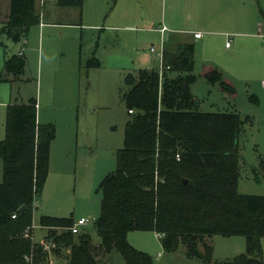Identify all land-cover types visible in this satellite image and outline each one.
Here are the masks:
<instances>
[{
    "label": "trees",
    "instance_id": "1",
    "mask_svg": "<svg viewBox=\"0 0 264 264\" xmlns=\"http://www.w3.org/2000/svg\"><path fill=\"white\" fill-rule=\"evenodd\" d=\"M35 2L11 0L2 33L13 44L39 24ZM83 2L59 0V5L81 8ZM195 56L192 43L164 51L162 84L158 70L126 74L123 101L131 118L125 126L124 146L116 153V169L98 186L102 193L95 221L98 245L88 232L69 230L75 223L72 217L41 216L35 222V202L49 176L56 126L38 123L35 99L8 104L6 137L0 140V264H51L40 243L24 235L34 223L47 230L46 241L55 244L52 256L62 264H111L103 259L114 251L126 264H153L150 255L130 244L131 232L161 234L166 251L184 246L187 258L203 264L213 263L214 247L208 239L241 236L246 253L218 264H264V195H244L238 188L239 137L248 119L235 112L199 109L191 92L198 80L193 74ZM99 66L96 58L87 64L88 69ZM25 68L24 56H6L0 84L10 82V77L19 80ZM202 75L231 97L236 95L234 84L218 68L204 66ZM255 175L264 180V159ZM23 206L26 210L21 214Z\"/></svg>",
    "mask_w": 264,
    "mask_h": 264
},
{
    "label": "rangeland",
    "instance_id": "2",
    "mask_svg": "<svg viewBox=\"0 0 264 264\" xmlns=\"http://www.w3.org/2000/svg\"><path fill=\"white\" fill-rule=\"evenodd\" d=\"M53 1V0H52ZM252 2V8L256 15L259 11L264 12V0H248ZM257 4V7H256ZM0 9V24L5 16L10 14L9 0ZM124 7L128 6V0H123ZM8 7V8H7ZM151 21H158L161 24L162 11L150 7ZM141 12V11H140ZM167 20L174 19L173 8L168 7L166 12ZM260 14V13H259ZM248 21L253 18L246 15ZM258 19V16H257ZM193 28L202 30L203 20L192 17ZM256 22V20H255ZM261 22V23H260ZM259 23V24H258ZM253 27L250 26L249 33L256 32L260 39L243 37L234 40L236 33L226 37L229 29H221V36L215 39V50L220 54H234L235 64L229 66L218 57L217 54L206 50H197L195 56V67L193 74L198 77L196 83L191 86L194 99L198 102L202 112H235L241 115L244 123L242 133L239 137V149L241 154L239 180V192L244 195H264V180L256 179L255 168L258 167L261 159H264V31L262 25L264 20L258 19ZM172 28L189 30L186 24H171ZM38 26L32 27V32ZM225 30V31H223ZM37 31V30H36ZM65 38L63 40L52 35L56 30L45 29L43 40V65L45 71H35L37 47L39 44L38 32L34 36L35 51L31 65L28 64L24 75L19 79L10 77V82L0 84V140L6 137V110L10 102L22 104L28 103L31 99L38 102V123L56 126V143H72L61 153L69 154L70 163L67 170L59 172L57 168H51L46 181V189L42 196L44 208L36 209L35 222L39 221L42 214H55L52 216L73 217L76 219L88 218L90 222L84 227L95 245L100 243L97 235L95 221L101 212L102 193L98 192L99 183L116 169V153L124 146V133L126 123L131 115L123 101V93L126 90L124 81L128 73H136L142 67L138 58L141 54L148 57L150 48L159 50V34L138 33L126 38V44L122 42V59L117 64L111 51L99 50L96 56L106 55L100 60L101 66L86 71H74L76 87H73V77L67 73V80L63 76L64 71H47V67L55 69L65 60L61 55L62 49L68 54H73V49L80 45L79 30H60ZM203 33V32H202ZM231 35V33H229ZM98 35V34H97ZM97 35L90 43L89 37H83V61L87 60L92 44L98 41ZM225 35V37H224ZM76 36V40L73 39ZM217 36V35H216ZM30 37V35H29ZM183 37L187 39L188 34ZM44 38V39H43ZM6 36L2 35L0 42V73L4 65V55L12 56L21 47L19 44L7 42ZM192 41V38H191ZM195 43V42H194ZM226 43L231 47L226 49ZM96 46V43L93 44ZM91 47V48H90ZM96 49V47H94ZM7 52V53H6ZM75 52V51H74ZM79 53V49H77ZM7 54V55H6ZM92 54V53H91ZM154 61L160 63V55H155ZM113 62V63H112ZM116 64V66H115ZM48 65V66H47ZM207 65L217 68L230 80L236 90V95L231 97L226 94L220 84H211L203 77V68ZM161 66V65H160ZM187 73L181 74L186 76ZM175 77L177 74H170ZM71 80V82L69 81ZM78 79L80 81H78ZM163 79L161 80V84ZM80 83V84H79ZM64 140H63V139ZM79 143L81 150L75 163L76 144ZM76 169L79 172H76ZM3 182V162L0 158V183ZM39 202V201H38ZM36 229L34 240L39 243L43 231ZM130 239L132 246L137 250L147 253L153 259V264H203L186 256L185 247L182 246L176 252H168L164 249L161 239L153 232H131ZM214 247L213 263L231 261L234 257L246 253L245 238L235 236L223 238L215 236L208 239ZM142 247L143 249H140ZM262 253L264 259V239L262 240ZM105 261L111 264H126L125 260L117 251L104 257Z\"/></svg>",
    "mask_w": 264,
    "mask_h": 264
},
{
    "label": "crops",
    "instance_id": "3",
    "mask_svg": "<svg viewBox=\"0 0 264 264\" xmlns=\"http://www.w3.org/2000/svg\"><path fill=\"white\" fill-rule=\"evenodd\" d=\"M168 1L170 7L173 8V13L176 14V17L171 20H167L166 17ZM9 2L11 4V0H9ZM3 3L6 4L7 0H0V9L3 7ZM122 5L123 0H84L82 7L79 8L62 7L59 5V0H36L35 13L39 17V24L35 26H38V28L33 32L31 30L32 28L30 29L27 38L23 39L19 43L21 47L15 54L22 55L26 58V68L28 67V64L31 65L30 63H32V59H35L34 54L32 53H34V51L36 50L34 36L36 35V32H38L39 44L37 47L35 71H45V67L43 65V40L41 41L43 31H45V29L56 30L57 32L55 34L54 32H52L54 38L58 37L59 39L63 40L65 36L60 30H79L80 45L79 47L76 46L73 49V54H71V57H67L68 54L65 52V48H63L62 52L64 53H61V55L65 57V61L55 69H52V66L49 67L47 65V71H64L63 76L65 77V80H67V73L69 71V73H71V77H73V87L74 84L76 87L74 71L79 72L78 77L80 79V71H82L83 68L86 69V71L92 70L87 68L88 62L94 58H96L99 62V59L104 60L106 58V55L105 53L104 55L101 53L108 50L112 52V57L115 61H117V64L122 59V42L127 45L125 40L126 38L128 39L134 36L132 34H136L135 38L138 39V33L159 34V50L152 52V49L154 48L152 46L149 50L148 57L141 54V56L138 58L139 64L142 65V67H145V65L146 67H148L146 69L144 68V70L159 71L160 65H162L163 61V55L161 56L160 54L161 49H163V54L164 51L173 52L176 50V47L179 44L183 43L194 44L196 51L207 49L209 52L217 54L218 57L222 58L226 62L227 65L233 66L235 64L234 54H220L215 50V39L218 38V36H221V29H229L226 30L228 31V33L226 34L227 38L228 36L230 37L234 33H236V37L234 40L243 37H253L259 40L260 37L256 32L249 33L247 31H251L250 26L253 27L255 23H258V19L264 20V12L260 10V14L258 13V15H256L254 9L252 8V2L248 0H128L127 7H124ZM150 7L156 8L157 10H159V12L162 11L161 24H158V21L156 19L155 21L150 22ZM9 9L11 10V6L9 7ZM9 15L7 14L5 18L1 20L0 38H2V35L6 36L4 33H2V29L4 24L8 21ZM246 15L253 19L251 21H248ZM192 17H198V19L201 18L203 20L202 30L200 28L192 27V20L191 22L189 20ZM171 24H186L191 28H189V30H182L180 28H172ZM163 28H166L167 30L165 32H162ZM262 30L264 31V24L262 25ZM184 33L188 34L187 39L186 37H183ZM198 33L201 34L200 38L195 37V34ZM229 33H231V35ZM96 35L98 38V41L94 42L96 43V46H93L94 43L92 44V49H90L92 51H90L89 53L90 57H87V60L84 62L82 60L83 44L81 43L83 37H89V41L91 43L95 39ZM6 38L7 42L11 41L7 36ZM73 39L76 40V36H73ZM0 43L3 44L5 42ZM225 45V50H229L231 48L229 46V43H226ZM94 47H96V49ZM77 49H79V53L77 52ZM100 49H103V52H100L98 58L96 55L99 54ZM157 54L158 56L160 55V63L158 61V65L154 61L155 57H153ZM5 58L6 57L4 55V61ZM165 69L166 68H164V71ZM79 79L78 81H80ZM69 81L71 82L70 79ZM11 103L13 102H10V104ZM67 140H69V143L63 141L62 144L56 143V140L53 141L50 152L49 174L51 168H57L59 169V172L63 173L67 170L68 164L70 163V155H61V153L64 152V150H66V148L68 147V144L70 146L72 143V138L69 137L67 138ZM80 150L81 147L79 143H77L75 148L76 164L80 163L79 159H77ZM76 172L79 171L76 169ZM46 184L44 191L46 189ZM42 196L43 194L35 202V207L37 209L44 208L42 205ZM52 215L55 214H42V216L48 217L69 218ZM73 220L74 222L78 221V219L76 218H73ZM37 228L33 230V239L35 237ZM39 229L43 231L42 238L40 239V241H38L39 243H41L44 240L46 241L47 230L41 227ZM83 231H85L84 228L81 229V232ZM128 240L132 244L130 236H128ZM139 248L143 249L142 247ZM49 255L50 262L52 264H62L59 258L56 259L54 256H52V253Z\"/></svg>",
    "mask_w": 264,
    "mask_h": 264
},
{
    "label": "built area",
    "instance_id": "4",
    "mask_svg": "<svg viewBox=\"0 0 264 264\" xmlns=\"http://www.w3.org/2000/svg\"><path fill=\"white\" fill-rule=\"evenodd\" d=\"M167 29L166 28H163L162 29V32H165ZM195 37L196 38H200L201 37V34L198 33V34H195ZM156 49H152V52H155ZM161 53V56L163 55V49H161L160 51ZM169 69V68H167ZM163 75H164V66H163V61H162V65L160 66V70H159V76H160V79L162 80L163 79ZM13 218H16V215L13 216ZM90 222V220L88 218H82V219H79L78 221H76L73 226L69 229L73 234H79L81 232V229H83L84 227H86V225ZM35 228H37V225L34 223L32 225L31 228H29L26 232H25V237L26 238H30V239H33V235L31 233V231H33ZM157 236L161 239L162 238V235L161 234H157ZM40 245L43 247L44 251L47 252L48 254H51L53 249L55 248V244L54 243H51V242H47V241H42L40 243ZM51 263V262H50ZM52 264V263H51Z\"/></svg>",
    "mask_w": 264,
    "mask_h": 264
},
{
    "label": "water",
    "instance_id": "5",
    "mask_svg": "<svg viewBox=\"0 0 264 264\" xmlns=\"http://www.w3.org/2000/svg\"><path fill=\"white\" fill-rule=\"evenodd\" d=\"M185 183H188V182L185 181ZM25 210H26V207L23 206V207L20 208L19 212L22 214V213H24Z\"/></svg>",
    "mask_w": 264,
    "mask_h": 264
}]
</instances>
